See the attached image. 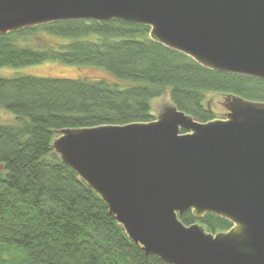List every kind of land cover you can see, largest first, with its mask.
<instances>
[{
    "label": "water",
    "instance_id": "water-1",
    "mask_svg": "<svg viewBox=\"0 0 264 264\" xmlns=\"http://www.w3.org/2000/svg\"><path fill=\"white\" fill-rule=\"evenodd\" d=\"M66 20L146 25L206 68L264 80V0H0V35ZM224 107L204 123L170 104L149 122L64 128L51 147L146 256L264 264V103L227 95ZM189 211L232 226L185 225Z\"/></svg>",
    "mask_w": 264,
    "mask_h": 264
},
{
    "label": "trees",
    "instance_id": "trees-1",
    "mask_svg": "<svg viewBox=\"0 0 264 264\" xmlns=\"http://www.w3.org/2000/svg\"><path fill=\"white\" fill-rule=\"evenodd\" d=\"M44 61L101 66L109 76L0 77V112L13 115L0 119V264H167L125 235L51 147L54 134L152 121L151 101L164 94L208 122L216 118L204 104L208 93L264 103V80L206 68L151 40L148 26L122 20L56 21L0 35V66ZM180 220L213 234L232 226L211 213Z\"/></svg>",
    "mask_w": 264,
    "mask_h": 264
},
{
    "label": "rangeland",
    "instance_id": "rangeland-1",
    "mask_svg": "<svg viewBox=\"0 0 264 264\" xmlns=\"http://www.w3.org/2000/svg\"><path fill=\"white\" fill-rule=\"evenodd\" d=\"M49 40H56L52 37H46ZM107 70L101 66L95 65H68L56 61H44L39 64L13 67L0 66V77H11L13 75H30L35 77L46 78H77L84 75L88 77H105L109 76ZM109 73V72H108ZM227 95L219 92H211L206 95L204 104L207 108L215 113V119H225L227 110L224 107L225 98ZM171 104L169 96L164 94L151 101L150 109L153 116L156 118L165 106ZM2 122L10 123L13 120V115L4 111L0 112ZM57 137V132L54 134ZM54 137V138H55Z\"/></svg>",
    "mask_w": 264,
    "mask_h": 264
}]
</instances>
